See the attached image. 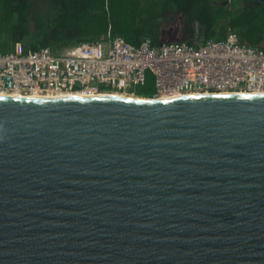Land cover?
<instances>
[{"label":"water","instance_id":"obj_1","mask_svg":"<svg viewBox=\"0 0 264 264\" xmlns=\"http://www.w3.org/2000/svg\"><path fill=\"white\" fill-rule=\"evenodd\" d=\"M0 264H264V95H0Z\"/></svg>","mask_w":264,"mask_h":264},{"label":"built area","instance_id":"obj_2","mask_svg":"<svg viewBox=\"0 0 264 264\" xmlns=\"http://www.w3.org/2000/svg\"><path fill=\"white\" fill-rule=\"evenodd\" d=\"M152 98L209 94L264 95V44L242 43L231 32L225 41L210 39L155 45L144 39L135 46L111 33L54 51H26L16 43L0 52V95L13 97L123 96L144 97L148 79Z\"/></svg>","mask_w":264,"mask_h":264},{"label":"trees","instance_id":"obj_3","mask_svg":"<svg viewBox=\"0 0 264 264\" xmlns=\"http://www.w3.org/2000/svg\"><path fill=\"white\" fill-rule=\"evenodd\" d=\"M49 0L52 16L40 15L41 0H1L0 25L26 51L44 47L61 51L96 42L111 33L138 46L215 39L231 32L242 43L264 44V0ZM230 3V8L228 7ZM140 95L152 98L148 89Z\"/></svg>","mask_w":264,"mask_h":264},{"label":"rangeland","instance_id":"obj_4","mask_svg":"<svg viewBox=\"0 0 264 264\" xmlns=\"http://www.w3.org/2000/svg\"><path fill=\"white\" fill-rule=\"evenodd\" d=\"M222 1L223 0L218 1L217 4H219ZM228 7L229 8L231 7L230 3H228ZM0 8H1V0H0ZM38 12L41 13L40 15L43 14V16H46L48 18L52 16L53 12L51 10L49 0H41V2L38 4ZM7 41H9V35L7 34V31L5 30V27L0 25V52L1 53H7L12 50L6 45ZM62 50L64 51V49ZM146 89L151 91V93L154 92V81L151 77L148 79V84H147Z\"/></svg>","mask_w":264,"mask_h":264},{"label":"bare ground","instance_id":"obj_5","mask_svg":"<svg viewBox=\"0 0 264 264\" xmlns=\"http://www.w3.org/2000/svg\"><path fill=\"white\" fill-rule=\"evenodd\" d=\"M65 97H70V96H65ZM34 98H41V99H57V98H61V97H55V96H46V97H34ZM163 100H165L166 98H162ZM170 99V98H167Z\"/></svg>","mask_w":264,"mask_h":264},{"label":"crops","instance_id":"obj_6","mask_svg":"<svg viewBox=\"0 0 264 264\" xmlns=\"http://www.w3.org/2000/svg\"><path fill=\"white\" fill-rule=\"evenodd\" d=\"M6 45H7L10 49L13 48L14 45H13L12 37H11V36H9V41L6 42Z\"/></svg>","mask_w":264,"mask_h":264}]
</instances>
